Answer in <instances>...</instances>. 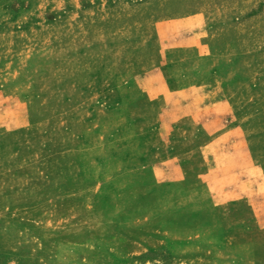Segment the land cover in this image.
I'll use <instances>...</instances> for the list:
<instances>
[{"label":"rangeland","instance_id":"374dc122","mask_svg":"<svg viewBox=\"0 0 264 264\" xmlns=\"http://www.w3.org/2000/svg\"><path fill=\"white\" fill-rule=\"evenodd\" d=\"M0 264H264V0H0Z\"/></svg>","mask_w":264,"mask_h":264}]
</instances>
